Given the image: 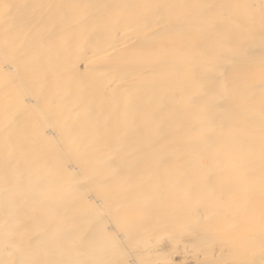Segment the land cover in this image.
Listing matches in <instances>:
<instances>
[{
  "label": "rangeland",
  "instance_id": "1",
  "mask_svg": "<svg viewBox=\"0 0 264 264\" xmlns=\"http://www.w3.org/2000/svg\"><path fill=\"white\" fill-rule=\"evenodd\" d=\"M2 218L0 264H264V0H0Z\"/></svg>",
  "mask_w": 264,
  "mask_h": 264
},
{
  "label": "bare ground",
  "instance_id": "2",
  "mask_svg": "<svg viewBox=\"0 0 264 264\" xmlns=\"http://www.w3.org/2000/svg\"><path fill=\"white\" fill-rule=\"evenodd\" d=\"M132 6V5H131ZM241 10V9H240ZM195 32V31H194ZM84 47V46H83ZM122 51V47H115V48H112V49H110V50H107L106 52H104L102 55L103 56H101V54H98L97 55V57L99 58V59H103V58H105V57H113V56H115V55H118L120 52ZM207 62V61H206ZM82 67V66H81ZM86 67V66H85ZM10 69V68H9ZM72 69V68H71ZM74 70V69H73ZM90 70V69H89ZM72 71V70H71ZM75 71V70H74ZM77 71V70H76ZM215 71V70H214ZM217 71V70H216ZM70 72V71H69ZM203 74V73H202ZM246 93H247V91H246V89H242L241 91H240V93H239V95L241 96V97H243V96H245L246 95ZM120 95L121 94H119V95H112V99L110 100V106H118L120 103L118 102V100H119V98H120ZM123 95H124V93H123ZM123 97V96H122ZM98 112V111H97ZM244 114V113H243ZM220 135V134H219ZM222 135V134H221ZM220 135V136H221ZM222 137V136H221ZM228 185V184H227ZM54 189V188H53ZM243 200V199H242ZM245 201V200H244ZM64 206V205H63ZM208 216V215H207ZM211 217V216H210ZM12 222L10 221V219L9 218H2V219H0V235L2 234V235H8V234H10L11 232H12ZM109 228V227H108ZM253 234H255V233H253ZM183 238V237H182ZM188 238V237H187ZM261 238V237H260ZM191 239V238H190ZM184 240H186V239H184ZM184 240L182 241V242H184ZM19 242V241H18ZM181 242V241H180ZM4 244H6V243H4ZM7 245V244H6ZM9 245V244H8ZM10 246V245H9ZM12 246V248H15L16 249V245L15 244H12L11 245ZM93 248L94 247H88V250L90 251H92L93 252ZM166 248V247H165ZM227 250V249H226ZM9 251H11V250H9ZM7 253V252H6ZM195 255V254H194ZM11 256L8 254V255H6V263H9V262H11ZM189 263V262H188ZM228 264V263H227Z\"/></svg>",
  "mask_w": 264,
  "mask_h": 264
}]
</instances>
